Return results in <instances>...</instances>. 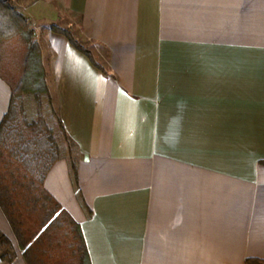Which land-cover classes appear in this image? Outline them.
I'll use <instances>...</instances> for the list:
<instances>
[{
    "label": "crops",
    "instance_id": "obj_1",
    "mask_svg": "<svg viewBox=\"0 0 264 264\" xmlns=\"http://www.w3.org/2000/svg\"><path fill=\"white\" fill-rule=\"evenodd\" d=\"M13 1L76 143L85 205L67 159L45 186L90 263L264 259V0ZM10 99L0 75V122ZM0 231L15 252L0 264H28L1 206Z\"/></svg>",
    "mask_w": 264,
    "mask_h": 264
},
{
    "label": "trees",
    "instance_id": "obj_2",
    "mask_svg": "<svg viewBox=\"0 0 264 264\" xmlns=\"http://www.w3.org/2000/svg\"><path fill=\"white\" fill-rule=\"evenodd\" d=\"M50 28L95 62L69 29L55 24ZM12 51L22 56L17 78L2 69ZM0 75L11 87L9 108L0 122V206L24 257L28 264H91L80 223L45 186L56 161L67 159L85 205L74 158L76 143L55 106L35 29L13 0H0ZM14 255L12 241L0 231V258L12 263ZM245 264H264V259L250 257Z\"/></svg>",
    "mask_w": 264,
    "mask_h": 264
},
{
    "label": "rangeland",
    "instance_id": "obj_3",
    "mask_svg": "<svg viewBox=\"0 0 264 264\" xmlns=\"http://www.w3.org/2000/svg\"><path fill=\"white\" fill-rule=\"evenodd\" d=\"M65 28L69 29L72 32L73 36L77 39L76 34L74 33V31L71 28H69V27H65ZM77 40L79 42H81L82 44H84L86 47H88L86 45V42H84L83 40H79V39H77ZM21 57L22 56H20L16 52L14 53L13 51H12L11 54L10 53L8 54V56L6 58V63L4 64V67L2 66V69L4 70L5 74L8 77L17 78L20 75V72H21ZM172 103H173V101H172ZM227 135H228V139H229V134H227ZM228 144H230V143L228 142ZM228 150H229V148H228Z\"/></svg>",
    "mask_w": 264,
    "mask_h": 264
}]
</instances>
